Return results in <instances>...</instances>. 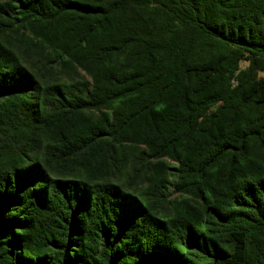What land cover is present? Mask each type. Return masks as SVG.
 Listing matches in <instances>:
<instances>
[{
    "label": "trees",
    "instance_id": "trees-1",
    "mask_svg": "<svg viewBox=\"0 0 264 264\" xmlns=\"http://www.w3.org/2000/svg\"><path fill=\"white\" fill-rule=\"evenodd\" d=\"M261 70L264 0H0V264H264Z\"/></svg>",
    "mask_w": 264,
    "mask_h": 264
},
{
    "label": "rangeland",
    "instance_id": "rangeland-1",
    "mask_svg": "<svg viewBox=\"0 0 264 264\" xmlns=\"http://www.w3.org/2000/svg\"><path fill=\"white\" fill-rule=\"evenodd\" d=\"M241 65L244 66L245 63L242 62ZM259 76H260V77H264V70L259 71Z\"/></svg>",
    "mask_w": 264,
    "mask_h": 264
}]
</instances>
